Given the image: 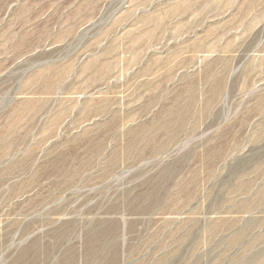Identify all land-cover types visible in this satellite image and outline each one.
Returning a JSON list of instances; mask_svg holds the SVG:
<instances>
[{"label": "rangeland", "instance_id": "rangeland-1", "mask_svg": "<svg viewBox=\"0 0 264 264\" xmlns=\"http://www.w3.org/2000/svg\"><path fill=\"white\" fill-rule=\"evenodd\" d=\"M0 264H264V0H0Z\"/></svg>", "mask_w": 264, "mask_h": 264}]
</instances>
